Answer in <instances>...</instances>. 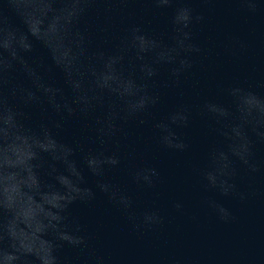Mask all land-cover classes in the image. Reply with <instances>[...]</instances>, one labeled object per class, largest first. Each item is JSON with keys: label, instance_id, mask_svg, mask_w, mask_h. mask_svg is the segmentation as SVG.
<instances>
[{"label": "water", "instance_id": "obj_1", "mask_svg": "<svg viewBox=\"0 0 264 264\" xmlns=\"http://www.w3.org/2000/svg\"><path fill=\"white\" fill-rule=\"evenodd\" d=\"M182 2L174 0L166 9L118 5L125 19L115 20L105 36L96 30L101 20L95 10L74 20L68 0H0V54L17 53L10 79L39 97L30 106L12 98L22 113L19 134L9 131L11 117H0V229L12 237L0 234V264H264V173L249 176L241 164L250 146L264 165V145L257 136L264 131V88L255 86L264 79V0H258L256 12L238 0H193L192 7L207 18L192 30L203 54L177 90L162 85L171 68L165 61L175 55L179 38L172 16ZM130 23L143 24L145 50L139 56L123 51L109 88L98 90L94 80L102 62L97 53L119 49ZM83 31L86 43L78 36ZM152 70L155 75L145 79ZM69 77L78 79L84 91L102 96L103 104L86 116L57 111L55 103L71 101ZM138 84L159 92L160 102L139 117L143 124L117 121L122 131L101 143L93 122L108 109L122 114L126 103L136 101ZM233 84L248 94L227 95ZM208 101L224 111L218 117L201 115ZM182 104L191 108L192 118L186 127L171 130L190 147L173 153L158 145L160 130L154 124L167 122ZM175 119L180 122L182 113L176 112ZM213 149L220 153L215 160ZM100 151L119 152L120 165L107 167L104 179L132 197L134 219L99 193L82 199L83 189L94 190L98 181L83 167V157ZM146 166L161 170L154 189L130 178L131 169ZM233 169L239 171L244 200L205 191L197 174L206 171L211 185ZM177 199L182 211L172 207ZM145 213L159 220L148 224ZM63 236H82L87 247L73 248Z\"/></svg>", "mask_w": 264, "mask_h": 264}, {"label": "clouds", "instance_id": "obj_2", "mask_svg": "<svg viewBox=\"0 0 264 264\" xmlns=\"http://www.w3.org/2000/svg\"><path fill=\"white\" fill-rule=\"evenodd\" d=\"M174 0H68L70 8V15L74 20L86 16L90 11L95 10L101 22L96 25V30L105 36L109 35L113 22L117 19H125L122 14L123 9L116 7L118 5H129L131 3H141L148 5L153 9H166L172 6ZM200 2H210V0H200ZM242 5H252L246 9L248 11L256 12L258 0H238ZM193 0H183L182 3L176 7L172 16V23L177 27L179 38L175 55L165 61L171 65L168 79L162 85L165 88L180 89L182 77L191 72L195 66L196 60L203 54V49L193 41V29L197 25H203L206 22V15L192 7ZM10 6V5H9ZM82 43L88 40L87 31L78 33ZM146 40L145 28L142 23H130L126 28L125 34L121 39V47L111 54H106L104 51H99L97 55L102 62V70L95 74V86L98 90L108 89L110 82L113 80L117 65L123 59V51H131L138 56L144 52V42ZM15 51H9L8 54H0V117H11L14 126L9 130L14 136L20 132V117L22 113L18 111L17 104L12 102V98L23 106H30L39 102L37 93L32 89H26L20 86L13 85L10 75L14 68V60L16 56ZM87 54V48H83L81 55ZM141 72L144 68L141 67ZM155 75V71H149L145 79H151ZM67 87L72 92L71 101L64 103H55L54 107L57 111L63 109L67 115H71L78 110L83 115H88L93 112L98 104H103V97L90 94L82 89V84L78 79L69 77L66 80ZM196 86V85H194ZM259 88H264V79L258 81L255 85ZM62 91V90H59ZM227 95L234 96L236 92L241 94H248V90L241 87L239 84H233L226 90ZM137 99L134 102L126 103L122 114H116L112 109H108L105 114L97 118L92 128L101 143L107 142L116 137L122 129L118 126L117 121L129 119H136L139 124H143L144 120L139 119L149 108L157 105L160 102V94L149 88L147 84L137 85ZM118 97L122 98L125 93L117 92ZM183 94L182 91L180 93ZM224 111L223 106L211 101L205 102L200 107L201 115H211L218 117ZM176 112L182 113V120L178 122L175 119ZM192 118V110L188 105H180L176 111L171 113L167 118V122H156L154 128L160 130L157 134V143L161 149L173 152L182 153L186 151L190 145L179 132L171 130L174 127H186ZM258 142L264 145V131L257 134ZM146 146V150H147ZM220 153L213 149L210 156L215 160ZM130 158L135 157V150L130 151ZM121 163L119 152H112L110 154L100 152H88L84 155L82 164L85 169L92 175L98 177L95 189L85 188L83 192L86 194L82 199L93 200L97 194L107 197L110 204L123 211L129 219L135 218V212L132 211L134 201L130 195L121 191L116 185L104 179L105 170L107 167H118ZM241 164L244 173L249 176L264 173V165L254 158L251 147L247 149V153L241 158ZM202 178V185L207 191L209 188L214 189L223 197H239L241 200L246 199L243 192L239 190L237 177L239 171L233 169L231 174L220 180L219 183H208V173L201 171L197 173ZM130 178L137 186L147 189H154L161 181V170L156 166H146L133 168L130 171ZM172 207L176 211H182L184 205L180 200H174ZM224 218L227 219V212L223 208ZM144 221L148 224L155 223L159 217L152 213H145ZM139 227V225H137ZM0 234L6 240H12L11 235L6 229H0ZM62 239L71 247L83 249L87 247L85 238L82 236H63ZM15 243V242H14ZM19 253L23 252L18 247Z\"/></svg>", "mask_w": 264, "mask_h": 264}]
</instances>
